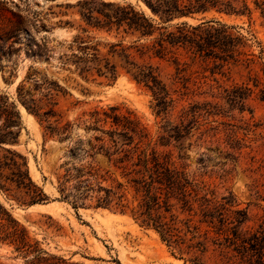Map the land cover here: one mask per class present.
I'll return each mask as SVG.
<instances>
[{"label": "rangeland", "instance_id": "obj_1", "mask_svg": "<svg viewBox=\"0 0 264 264\" xmlns=\"http://www.w3.org/2000/svg\"><path fill=\"white\" fill-rule=\"evenodd\" d=\"M82 1L0 0V98L6 96L14 102L21 115L18 141L0 146V158L8 154L6 148L24 155L33 180L49 196L47 203L30 205L24 189L8 184L9 190L0 189V206L40 242V247L74 262L186 264L172 254L155 230L142 227L129 214L88 204L76 210L59 200L57 183L61 164L79 161L84 154L79 151L88 147L89 138L96 135L87 129L93 124L95 110L116 106L120 113H132L155 143L162 127L176 123L184 108L209 102L222 113L212 114L207 123L202 121V131L208 125L219 127L220 133L213 136L215 128L207 129L201 137L202 131H192L184 142L186 158H179L183 152L173 144H157V149L172 153L177 163L186 167L189 177L205 185L219 200L232 193L238 207L248 211V221L240 229L243 233L258 229L264 223V0H246L250 10L243 14L214 11L185 18L193 25L219 20L228 27V40L234 39V48L244 54L220 65L212 59L194 60L192 54L181 50V63L188 65L184 71L172 59H154L175 99L166 114L158 113L160 106L153 91L127 74L114 82L86 79L63 64L72 53ZM112 1L132 2L149 12L142 1ZM237 5L241 8L243 2ZM53 82L64 87L66 93L57 97L56 113L50 121L73 124L65 141L49 137L44 128L48 123L42 124L18 101V87L28 90L48 87ZM35 95L41 97L40 93ZM222 121L230 126L221 125ZM227 127L240 142L235 158L229 160L224 157L223 130ZM76 145L80 147L78 154L73 153ZM82 159L88 161V157ZM98 160L106 165L104 158ZM25 255L15 245L0 240V264H25Z\"/></svg>", "mask_w": 264, "mask_h": 264}, {"label": "trees", "instance_id": "obj_2", "mask_svg": "<svg viewBox=\"0 0 264 264\" xmlns=\"http://www.w3.org/2000/svg\"><path fill=\"white\" fill-rule=\"evenodd\" d=\"M138 1L149 12L127 1L80 2L82 9L71 43L72 53L63 64L73 67L74 72L86 79L106 78L114 82L127 74L153 91L160 106L158 113L166 114L175 99L154 59H172L184 71L188 65L181 63V50L192 54L194 60L212 59L220 65L244 54L234 48V39L228 40V27L219 20L193 25L185 18L214 11L243 14L250 10L246 0ZM238 2H243L241 8ZM71 67L68 68L72 70ZM53 83L28 90L18 87V101L42 124L48 123L44 128L49 137L65 141L73 124L54 123L50 117L55 116L57 97L66 90ZM39 93L41 97L35 95ZM219 112L222 113L221 108L209 102L192 104L183 109L176 123L162 127V134L153 143L146 127L132 113H120L116 106L95 110L93 124L87 129L96 135L89 138L88 147L73 148L74 154L83 151L81 157H88V161L81 158L61 164L57 183L59 200L70 203L76 210L88 204L129 214L142 227L155 230L172 254L186 264H264V223L243 233L240 229L248 221V211L238 207L235 196L230 193L219 200L205 185L194 182L172 153L160 152L156 146L173 144L182 153L192 131H202L205 120ZM219 123L230 126L224 121ZM20 126L21 115L16 104L10 103L6 96L1 97V147L18 141ZM214 128L213 136L221 132L216 126L207 125L205 130ZM223 131L224 157L229 160L235 158L240 142L230 127ZM5 150L8 154L0 158V189L9 190L7 185L14 184L25 190L28 204L47 203L49 196L33 180L26 157L11 148ZM98 157L104 158L106 165ZM186 157L185 151L179 155ZM0 240L25 253V264H83L40 247V242L2 206Z\"/></svg>", "mask_w": 264, "mask_h": 264}]
</instances>
